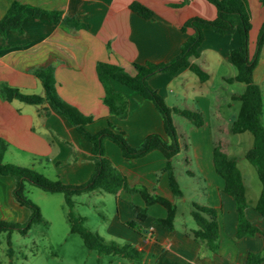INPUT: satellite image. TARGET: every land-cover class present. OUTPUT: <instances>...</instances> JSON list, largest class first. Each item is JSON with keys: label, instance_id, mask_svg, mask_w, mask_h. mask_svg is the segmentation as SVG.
I'll return each instance as SVG.
<instances>
[{"label": "crops", "instance_id": "1", "mask_svg": "<svg viewBox=\"0 0 264 264\" xmlns=\"http://www.w3.org/2000/svg\"><path fill=\"white\" fill-rule=\"evenodd\" d=\"M15 1L25 6L24 16L20 31H6L0 36V82L23 94L44 96L43 84L33 71L52 68L57 95L91 119L84 126L87 132L96 134L110 125L114 131L123 132L132 147L140 145L151 134L167 140L161 116L153 104L112 78L109 79V85L124 98L126 114L119 117L109 112L103 101L104 88L98 78L96 65L101 62L119 66L128 75L135 76L134 63L170 60L192 34L190 29L182 32L181 25L193 16L214 19L216 9L212 4L206 0H187L184 3L181 0H0V20ZM133 1L149 8L154 13L153 17L144 19L132 12L128 6ZM247 1L251 14L249 54L252 55L264 20V7L259 0ZM34 9L41 11L37 17L33 15ZM49 12H58L62 18H73L86 25V28H73L63 21L53 23L48 17ZM238 45L236 33L219 36L204 31V39L198 49L199 56L191 59V62L196 64L202 52H209L207 66L225 65L228 75L216 74V86H211L212 78L208 73L207 79L200 81L186 68H181L174 76L156 74L148 81L167 106L197 111L203 119L200 127H194L187 119L172 115L180 150L170 162L181 197H173L170 191L167 173L163 170L165 159L159 151H151L137 159H125L114 143L104 141L105 156L124 176L128 188L135 191L119 190L112 195L111 217L102 221L100 232H92L105 243L134 249L139 253V259L134 262L120 254L98 255L118 256L120 264H123L120 259L127 260L128 264H245L249 253L264 255V220L253 210L261 186L258 190L249 188L237 164L235 149L247 137L246 133H231V124L239 110V102L233 100L232 96L241 95L245 85L240 83L243 84L240 93L225 88L227 84L239 83L225 81V78L236 75L229 52ZM231 66L235 69L234 73L230 70ZM253 82L261 91L264 122V90L260 87V84L264 86V44L253 71ZM235 102L238 106L234 113ZM174 115L187 120L191 127L187 131L179 129ZM249 137V147L243 151V158L252 146V136ZM0 140L6 144L2 163L32 168L50 180L78 185L93 172L91 145L47 103L30 105L17 100L8 102L0 96ZM215 146L235 160L248 202L245 216L260 230L259 234L236 237L235 203L231 196L223 192V179L215 171ZM177 169L181 175H186L185 184H191L186 191L179 185L175 174ZM243 169L246 170L245 166ZM14 185L12 177L0 176V212H15L14 217L10 214V218L23 222L29 212L14 201ZM141 190L152 197H162L175 206L172 231L154 223V219L166 216V210L158 203L146 206L139 193ZM83 194H90L99 204H104L105 193ZM192 203L216 211L219 249L215 254L209 253L192 238L190 232L195 228L190 226L186 218L177 226L178 217L182 216L179 212L181 206L188 209L187 214L192 218ZM63 205L69 234L76 235L70 233L64 197ZM133 207H146L147 217L144 221L136 219ZM76 215L87 222L85 216ZM1 216L5 218L8 213ZM133 222L134 226H129ZM112 260H109L110 264Z\"/></svg>", "mask_w": 264, "mask_h": 264}, {"label": "trees", "instance_id": "2", "mask_svg": "<svg viewBox=\"0 0 264 264\" xmlns=\"http://www.w3.org/2000/svg\"><path fill=\"white\" fill-rule=\"evenodd\" d=\"M187 0H181V3ZM216 9V16L212 20H207L197 16L190 17L180 27L182 32L187 29L192 30V34L181 44L179 52L166 62L144 64L134 63L135 76L128 75L121 67L106 63H97L96 71L98 78L104 88L103 101L109 108V112L119 117L126 114L125 101L121 94L112 90L109 79H115L120 84L137 93L142 98L150 101L160 114L163 129L167 140L157 134L147 136L143 142L136 146H130L121 131H114L112 126L104 130L91 134L85 130V125L91 119L83 116L77 109L64 102L56 92L55 79L52 68L35 69L33 74L44 87V96L23 94L18 89L0 82V96L5 101L19 102L40 105L47 103L54 111L63 116L67 122L91 145L93 157V172L83 183L78 185L64 184L59 180H50L43 174L32 168L21 167L13 164L2 163V156L6 149V144L0 140V176L12 177L15 181L12 190L14 201L29 210V216L23 223H8L0 220V233H7V242L10 246L9 234L17 231L25 235L33 224L43 222L39 207L31 202L24 192L25 182L31 183L37 188L48 193H61L64 197L67 208V220L70 225V233L80 237L85 247L98 254H120L123 257L136 262L139 253L128 246L118 247L114 244L105 243L96 233L87 229L85 219L73 213V197L83 193L102 192L115 195L119 190L134 192L128 188L124 176L111 164L104 153V141L109 140L121 151L125 159L141 158L151 151H159L164 159L163 170L167 173L170 191L173 197H181L182 193L175 180L171 158L180 150L178 135L176 133L172 115L177 114L188 121L194 127H200L203 119L197 111L169 107L163 98L148 83L149 79L159 73H168L174 76L181 68L189 69L200 81H205L207 73L198 65L191 62V59L198 58L199 47L204 39V31H211L219 36L236 33L239 38V45L229 52L231 64L236 69V75L232 78H225L227 82H239L245 85V90L241 95L232 96L233 100L239 102V110L235 120L231 124V133H249L252 136V146L244 154V159L253 167L261 190L253 210L264 220V125L262 122L263 102L261 91L258 85L253 82V71L257 65L261 48L264 44V20L259 28L255 49L252 55L249 54V31L251 29V14L247 0H206ZM264 7V0H259ZM129 9L144 19H151L154 13L141 4L133 1L129 4ZM25 6L15 1L0 20V36L6 31H20L21 20L24 16ZM40 10L34 9L33 15L37 17ZM49 19L53 23L63 21L73 28H86L73 18H62L58 12H49ZM213 165L216 173L223 179V192L232 197L237 213L236 237H251L260 233V230L253 226L245 216L248 202L245 197L243 179L238 170L235 160L228 157L219 146L213 149ZM140 195L145 201V205L158 203L166 210L164 218L154 219V223L159 227L172 231L174 228L175 206L162 197H152L141 190ZM136 219L144 221L147 217L146 207H133ZM190 215L196 228L190 232L192 238L202 245L211 254L217 253L219 249V229L216 220V211L213 208L192 203ZM129 226H134V222ZM12 250L8 248V255ZM264 255L249 253L245 264H261Z\"/></svg>", "mask_w": 264, "mask_h": 264}, {"label": "rangeland", "instance_id": "3", "mask_svg": "<svg viewBox=\"0 0 264 264\" xmlns=\"http://www.w3.org/2000/svg\"><path fill=\"white\" fill-rule=\"evenodd\" d=\"M210 54L209 52H202L200 58L196 61V65L202 68L212 78L211 86H216L217 79L216 74L225 73L228 75V70L225 65H209ZM206 64V65H204ZM232 73L235 69L230 67ZM261 89L264 90V86L260 84ZM226 90H232L234 93H240L243 91V84L232 83L225 85ZM238 103H233L234 113ZM175 123L179 129L187 131L191 125L190 123L182 119L181 117L173 116ZM264 123V122H263ZM244 141L239 144L235 149V155L238 167L244 174L245 183L249 188L254 190L260 189V182L253 171L251 165L242 157L243 151L249 147L248 139L249 134H245ZM236 138L233 135V139ZM235 140V139H234ZM6 161V158H4ZM245 166L246 170L243 169ZM177 169L175 174L177 175L179 185L183 189H189L191 184L186 185L187 177L184 173L182 175ZM46 177V176H45ZM50 177V176H49ZM25 196L41 209L43 222L39 224H33L30 230L21 235L17 231H12L9 234L10 246L7 242V233H0V264H120L118 262L119 257H109L106 255H98L95 251L88 250L82 243L78 235H70L68 224L66 222L65 208L63 205V195L61 193H48L44 192L31 183L25 182L24 184ZM90 194H82L79 197H74L73 213H79L87 218V222L84 226L91 231L100 232L103 228L102 221L109 219L113 213V196L111 194H104V204H99L96 198L90 197ZM29 212L27 208H24ZM187 208L181 206L179 212L182 216L178 217L177 226L181 225L184 218L190 222V226L196 228L192 218L187 214ZM0 220L8 223H23L25 221H19L17 218L11 219L10 210L1 211ZM0 212V213H1ZM8 213V216L3 218L4 213ZM12 250L11 256L8 255V248ZM123 264H128L125 259H120Z\"/></svg>", "mask_w": 264, "mask_h": 264}]
</instances>
